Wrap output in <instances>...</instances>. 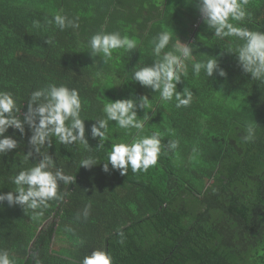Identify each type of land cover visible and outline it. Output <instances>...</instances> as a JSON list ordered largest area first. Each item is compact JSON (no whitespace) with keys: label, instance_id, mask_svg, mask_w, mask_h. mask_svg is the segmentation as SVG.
<instances>
[{"label":"trees","instance_id":"16d2710c","mask_svg":"<svg viewBox=\"0 0 264 264\" xmlns=\"http://www.w3.org/2000/svg\"><path fill=\"white\" fill-rule=\"evenodd\" d=\"M246 12L244 21L230 22L264 32V0H248ZM57 14L78 26L61 30ZM165 31L171 39L158 57L154 41ZM116 32L136 48L113 50L107 61L90 55L94 34ZM179 40L192 47L176 89L192 99L181 107L134 79ZM242 43L216 37L198 0H0V92L13 96L23 120L34 91L76 89L88 139L64 145L51 137L36 154L27 126L23 136L5 133L18 144L0 154V194L15 191L14 176L45 155L53 161L49 171L73 180L58 183L60 199L35 210L0 204V250L13 264H82L93 251L112 264H264V82L238 65ZM210 58L225 77L194 73V63ZM141 97L142 130L108 121L103 140L91 137V125L107 118L106 103ZM249 126L255 134L246 141ZM153 133L161 140L155 166L121 175L109 164L103 171L114 144ZM89 158L95 165L81 166Z\"/></svg>","mask_w":264,"mask_h":264},{"label":"clouds","instance_id":"9594fccd","mask_svg":"<svg viewBox=\"0 0 264 264\" xmlns=\"http://www.w3.org/2000/svg\"><path fill=\"white\" fill-rule=\"evenodd\" d=\"M248 0H198V10L203 22L214 30L216 37H235L243 43L235 49L238 65L251 75L252 79L264 82V32L251 31L246 27L236 26L230 21L242 22L248 13ZM54 23L61 30L74 27V22L62 15L54 16ZM171 33L165 31L154 41V54L160 56L170 42ZM50 42V41H47ZM92 57L102 55L105 61L112 57L113 50L136 48V41L120 33H97L89 41ZM178 53V54H177ZM192 57V47L180 40L175 45V51L166 52L161 60L151 66L140 68L134 73V79L143 87L159 91L161 99L170 101L175 97L177 107L187 106L192 99V93L185 89L184 97L177 92L181 76L186 75L184 61ZM204 71L208 77L218 74L227 75L220 68L218 60L208 59L193 64V71L198 76ZM147 97H141L137 103L131 98L117 99L106 103L104 112L106 119L97 120L91 125L90 134L93 139L103 140L108 128V121H115L120 128L142 130L143 120L137 119V109H143ZM16 101L10 93L0 92V154H6L17 148L18 141L5 135L14 129L21 136L25 134V126L31 132L28 143L36 154H40L45 145L51 146V137H56L61 144L70 145L75 142L88 144L85 136V121L81 119V100L76 89L65 86L49 85L45 89L36 90L31 94L27 111L23 120L16 115L19 112ZM67 122V123H66ZM254 128L249 126L246 141L254 138ZM169 147L175 149L176 142H170ZM161 152V140L158 133L151 136L135 138L131 143H117L112 146L108 163L103 165V171L120 170L121 175L127 173L129 167L133 172L147 171L156 165ZM29 156L32 155L30 152ZM53 165L51 156H43L40 162L28 170L20 171L14 176L12 183L15 191L0 194V204L7 202L9 206L20 205L24 208L38 209L46 206L48 201L60 199L58 183L71 182L73 177L64 175L61 171H49ZM95 165L91 158L81 161V166L89 168ZM0 264H13L7 251L0 250ZM82 264H112L111 257L104 251H93L84 257Z\"/></svg>","mask_w":264,"mask_h":264}]
</instances>
